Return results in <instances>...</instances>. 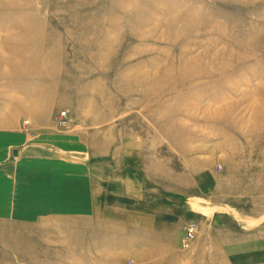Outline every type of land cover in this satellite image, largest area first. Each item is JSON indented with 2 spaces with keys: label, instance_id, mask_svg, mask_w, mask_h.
Here are the masks:
<instances>
[{
  "label": "rangeland",
  "instance_id": "1",
  "mask_svg": "<svg viewBox=\"0 0 264 264\" xmlns=\"http://www.w3.org/2000/svg\"><path fill=\"white\" fill-rule=\"evenodd\" d=\"M4 188L0 264H264V0H0Z\"/></svg>",
  "mask_w": 264,
  "mask_h": 264
},
{
  "label": "crops",
  "instance_id": "2",
  "mask_svg": "<svg viewBox=\"0 0 264 264\" xmlns=\"http://www.w3.org/2000/svg\"><path fill=\"white\" fill-rule=\"evenodd\" d=\"M12 137H14V136H12ZM13 150L14 149H12V153H13ZM15 150L17 151L16 154L19 155L20 150L18 148H15ZM16 154H13V155H16ZM49 183H50V187L48 185ZM58 184H64V186H66V187H61ZM30 186H29V188H30ZM34 189H35L34 195H33V197H31V199H32L31 203H33V208H29V215L31 217H33L34 220H36L38 218H41V219L46 218V216L50 210V209H48V207L50 206V201L48 199L49 197H52L55 195L65 196V197L68 196V197L72 198L71 199L72 203H75L77 205H84V198L87 196H91V187L85 188L84 175H83L82 169L80 170V172L74 171L71 174H68L66 176L64 174H61V175L57 176L56 178H54L53 180H51L50 182H45L43 180V187L37 188L35 186ZM31 191H32V187H31ZM0 192H1L0 196H2V198H3L0 203L6 205V203L3 201V200H5L4 196L6 194H8V198H11V193L9 191H7L6 188L2 189V191H0ZM109 192L112 193L113 195H121L122 194V196H126L125 192H122V189L121 190H115V191L109 190ZM73 199H75V200H73ZM47 205H49V206H47ZM36 210H37V212H36ZM76 210H78V208H76ZM0 211H1V213L6 212L4 210H0ZM26 211H28V208H26ZM14 212H20V210H15ZM12 214H15V213L11 212V215ZM188 222H191V221L189 220Z\"/></svg>",
  "mask_w": 264,
  "mask_h": 264
},
{
  "label": "built area",
  "instance_id": "3",
  "mask_svg": "<svg viewBox=\"0 0 264 264\" xmlns=\"http://www.w3.org/2000/svg\"><path fill=\"white\" fill-rule=\"evenodd\" d=\"M65 111L59 112V123L64 124L66 121L63 120ZM198 230V224L194 222H187L183 229V235L180 240V246L183 249H187L190 246L192 239L196 236Z\"/></svg>",
  "mask_w": 264,
  "mask_h": 264
},
{
  "label": "bare ground",
  "instance_id": "4",
  "mask_svg": "<svg viewBox=\"0 0 264 264\" xmlns=\"http://www.w3.org/2000/svg\"><path fill=\"white\" fill-rule=\"evenodd\" d=\"M192 222V221H191ZM195 223V222H194ZM196 224V223H195ZM183 235V234H182ZM182 237V236H181ZM196 236L192 239L191 243L195 240ZM181 240V239H180ZM191 243H190V246H191ZM189 246V248H190ZM188 249V248H187Z\"/></svg>",
  "mask_w": 264,
  "mask_h": 264
},
{
  "label": "water",
  "instance_id": "5",
  "mask_svg": "<svg viewBox=\"0 0 264 264\" xmlns=\"http://www.w3.org/2000/svg\"><path fill=\"white\" fill-rule=\"evenodd\" d=\"M17 153V151L16 150H13V154H16Z\"/></svg>",
  "mask_w": 264,
  "mask_h": 264
}]
</instances>
